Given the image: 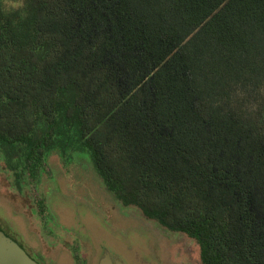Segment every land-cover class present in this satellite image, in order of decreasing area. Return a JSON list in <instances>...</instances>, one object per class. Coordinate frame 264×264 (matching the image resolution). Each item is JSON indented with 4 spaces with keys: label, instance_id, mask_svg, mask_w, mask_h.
<instances>
[{
    "label": "trees",
    "instance_id": "trees-1",
    "mask_svg": "<svg viewBox=\"0 0 264 264\" xmlns=\"http://www.w3.org/2000/svg\"><path fill=\"white\" fill-rule=\"evenodd\" d=\"M12 1L0 151L17 188L54 149L87 152L202 264H264V0Z\"/></svg>",
    "mask_w": 264,
    "mask_h": 264
},
{
    "label": "rangeland",
    "instance_id": "rangeland-1",
    "mask_svg": "<svg viewBox=\"0 0 264 264\" xmlns=\"http://www.w3.org/2000/svg\"><path fill=\"white\" fill-rule=\"evenodd\" d=\"M0 228L45 264H98L103 252L124 264H202L195 239L124 205L89 154L72 149L51 151L22 191L0 151Z\"/></svg>",
    "mask_w": 264,
    "mask_h": 264
},
{
    "label": "water",
    "instance_id": "water-1",
    "mask_svg": "<svg viewBox=\"0 0 264 264\" xmlns=\"http://www.w3.org/2000/svg\"><path fill=\"white\" fill-rule=\"evenodd\" d=\"M0 264H40L15 240L0 230ZM99 264H124L120 259H113L104 253Z\"/></svg>",
    "mask_w": 264,
    "mask_h": 264
},
{
    "label": "flooded vegetation",
    "instance_id": "flooded-vegetation-1",
    "mask_svg": "<svg viewBox=\"0 0 264 264\" xmlns=\"http://www.w3.org/2000/svg\"><path fill=\"white\" fill-rule=\"evenodd\" d=\"M21 244V243H20ZM22 245V244H21ZM23 246V245H22ZM23 248L29 253V255L32 257V258H34L35 260H37L40 264H45L44 262H43V260H42V258H40L39 256H35V255H32V254H30V252L23 246ZM103 255H104V252H103ZM103 255H102V257H103ZM101 257V258H102ZM101 258L99 259V262H100V260H101ZM99 262H98V264H99Z\"/></svg>",
    "mask_w": 264,
    "mask_h": 264
}]
</instances>
